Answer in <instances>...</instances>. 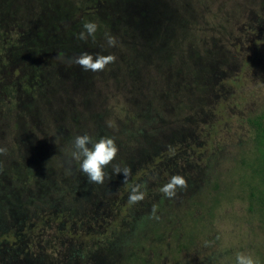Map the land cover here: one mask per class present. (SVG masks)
Segmentation results:
<instances>
[{
    "label": "rangeland",
    "instance_id": "obj_1",
    "mask_svg": "<svg viewBox=\"0 0 264 264\" xmlns=\"http://www.w3.org/2000/svg\"><path fill=\"white\" fill-rule=\"evenodd\" d=\"M7 1L0 0V235L22 218L44 224L46 235L60 232L58 257L41 248L38 264H234L237 251L264 264L262 163L249 124L264 113V0H200L196 35L177 13L188 0H104L103 18L119 1L124 17L121 27L111 23L116 60L96 73L56 59L54 43L36 53L15 42L35 24L48 30V18L58 23L59 1L80 0ZM40 1L45 12L31 9ZM165 42L182 47L188 70L160 67L161 48L172 49ZM26 63L45 72L29 90L15 68ZM179 92L189 96L187 113ZM84 132L115 138L113 163L130 166L143 200L102 195L124 183L111 164L103 184L75 164L66 173L71 139ZM171 146L175 164L160 178L166 165L148 168L150 160ZM173 174L186 185L168 198L159 188ZM216 188L219 195H193Z\"/></svg>",
    "mask_w": 264,
    "mask_h": 264
},
{
    "label": "trees",
    "instance_id": "obj_2",
    "mask_svg": "<svg viewBox=\"0 0 264 264\" xmlns=\"http://www.w3.org/2000/svg\"><path fill=\"white\" fill-rule=\"evenodd\" d=\"M7 1V0H6ZM54 1V0H53ZM76 1V0H75ZM104 0H80L76 4L71 2L70 5H66L63 1H59L61 5H58L59 7H56L55 9H59L61 11V14H58L60 16V19L58 23H56L54 20L47 19V24L49 25L48 30H41L39 27L36 28L35 24V31L28 32L25 30L24 34H22L23 38H15V42H19L20 46L29 47L28 50H32L36 53H38L37 50H42L43 52L49 53L48 45L53 44V49L57 48L56 51L59 53V56L65 57L69 54L70 51L73 49H78L79 51H87L90 53H103L107 54L113 53V50L115 47H108L105 40V33H110L114 35L117 39L119 37V33L113 31V27L111 23H118V26L121 27L123 21L119 20V16L124 17L123 13V6L122 1H119L117 6L118 10L116 13H110L107 17H102L100 15L99 9L101 8L100 3H102ZM111 0H107V3L110 4ZM8 2V1H7ZM63 2V3H62ZM200 0H188V4H177V8L179 10L177 11L178 16H181V18L184 20V23L190 26L191 24V31L196 32L197 25L200 26L201 23H203V15L200 16V13L202 12L201 4L198 3ZM9 3V2H8ZM8 3H5L3 7L7 10V6H9ZM63 4V5H62ZM112 5V4H111ZM110 5V7H112ZM39 6V7H38ZM38 8L34 7L31 8L34 11L35 10H46L45 5H41V1L38 3ZM69 6V8L67 7ZM108 10V4H106ZM52 7H49L48 10H51ZM54 9V8H53ZM111 11V10H110ZM6 13V12H5ZM49 12H47L43 17H49ZM8 14V13H7ZM52 16V15H51ZM14 18V17H13ZM94 20L98 24V31L96 33L95 40H92L91 38L85 42L80 41L76 38V33H78L81 30V25L84 20ZM64 21H69L70 25L65 26ZM115 21V22H114ZM200 23V24H199ZM24 25L21 23L22 26ZM183 32H186L185 30ZM182 33V32H181ZM122 35V34H121ZM196 35V33L194 34ZM193 35V36H194ZM168 36L167 33L163 35ZM29 38L32 39V41H27ZM12 39H10L11 41ZM176 42H179V40L176 38L174 39ZM22 41V42H21ZM27 41V44L25 42ZM11 42H14L12 40ZM34 43V44H31ZM182 43V42H181ZM30 44V45H29ZM165 44L169 45L170 48L168 49L165 47L161 48L163 50H166L165 54H167V59L163 63H160V67H163V69L170 70L169 68H176L177 70L182 67V71L188 70L187 63H189V60L186 58L184 53L178 48L179 46L174 43H167ZM183 44V43H182ZM16 46V49L19 47ZM184 45V44H183ZM2 44L0 45V55L4 51H2ZM176 47V48H175ZM52 50V49H51ZM184 50V49H183ZM168 51V53H167ZM134 55V54H131ZM178 63L181 65L180 68H178ZM27 64V63H26ZM18 65V63H17ZM24 66V65H22ZM27 69L20 68L19 66H16L15 68L19 70L18 79H21V84L26 89H31L29 83L36 82L41 77V74L44 72L43 69L34 68L27 64ZM31 67V70L29 69ZM161 69V68H160ZM175 70V72L177 71ZM45 73V72H44ZM17 75V74H16ZM32 86V85H31ZM36 88V87H32ZM185 93V92H184ZM182 92H179L177 94L181 101L179 103V108H183V112L187 113L189 111L190 105L187 103L189 100V96L181 95ZM188 96V97H187ZM249 124L254 128L255 130V136L259 143V158L262 163V167L257 171L259 173V176L262 178V183L264 185V113L259 114L257 116L249 118ZM184 146V145H182ZM155 145L151 147V149H155ZM175 147H170L168 151H165L161 154V156L156 155V153L153 154L152 159L150 160V166L153 164H164L166 165V171L163 173H160L159 177L164 178L168 174L166 172H169L170 169H172V160L175 162ZM170 161V163H168ZM147 172H149L147 170ZM136 179L135 175H132L128 182L119 184L116 187L115 190L112 188H108L106 190V193H102V195H129V192L131 191V188L134 184V180ZM220 192L218 191V188L211 189L203 192H198L197 194L193 195H219ZM100 195V194H95ZM149 195V194H148ZM44 224L42 223H34L32 221H29L27 218H22L20 222L16 225H14V228H9L8 231H4L5 233L0 235V264H38L37 258L43 248L45 253H49V256L58 257L57 250H60V247L58 246V243H61L62 241L59 239L61 237V233L59 232L58 235L54 236V232H50L48 235L45 234V231L43 230ZM2 233V232H1ZM59 239V240H58ZM43 244V246H42ZM55 248H54V247ZM61 246V245H60ZM8 254L15 255L14 260H11L8 262ZM45 257H48L44 255ZM146 264V263H145Z\"/></svg>",
    "mask_w": 264,
    "mask_h": 264
},
{
    "label": "clouds",
    "instance_id": "obj_3",
    "mask_svg": "<svg viewBox=\"0 0 264 264\" xmlns=\"http://www.w3.org/2000/svg\"><path fill=\"white\" fill-rule=\"evenodd\" d=\"M98 24L94 20H84L81 25V30L76 33V38L80 41L87 42L90 38L95 40L98 31ZM105 40L108 47L117 46V38L105 33ZM56 59L66 62L67 64L79 65L85 72H99L103 71L107 65L116 60V56L112 53L103 54L100 52L90 53L87 51L81 52L78 56L64 57L57 55ZM119 148L115 142V138L111 136H100L93 138L89 133H79L72 137L70 142V149L66 154L65 169L67 174L73 170L72 166L75 164L76 170L82 172L87 180L91 183L103 184L108 175L107 166L111 164L112 174H123L124 183L128 182L131 174V168L128 165L113 163ZM186 185L185 178L179 174H173L164 183L159 191L165 197L172 198L176 195L177 189ZM141 184L132 186L128 195V203L135 204L145 198V192L142 190ZM153 213H155V206H153ZM234 264H260L258 257L250 252L237 251L234 253Z\"/></svg>",
    "mask_w": 264,
    "mask_h": 264
}]
</instances>
